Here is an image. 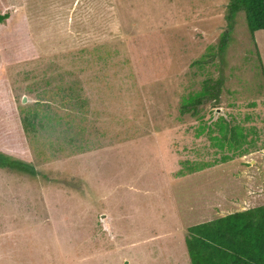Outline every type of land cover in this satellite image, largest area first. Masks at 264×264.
Wrapping results in <instances>:
<instances>
[{
	"label": "rangeland",
	"instance_id": "374dc122",
	"mask_svg": "<svg viewBox=\"0 0 264 264\" xmlns=\"http://www.w3.org/2000/svg\"><path fill=\"white\" fill-rule=\"evenodd\" d=\"M229 5L0 0V152L36 170L0 168V264H190L188 227L264 205V30Z\"/></svg>",
	"mask_w": 264,
	"mask_h": 264
},
{
	"label": "trees",
	"instance_id": "16d2710c",
	"mask_svg": "<svg viewBox=\"0 0 264 264\" xmlns=\"http://www.w3.org/2000/svg\"><path fill=\"white\" fill-rule=\"evenodd\" d=\"M229 6L231 16L244 14L251 36L255 31L264 30V0H230ZM8 18L7 13L0 12V24ZM210 89L211 87L205 83L199 92L189 94L182 102V111L189 108L192 115H195L198 108L205 105L208 96H213ZM37 112H27L23 118L26 130L35 132V124H41L37 120ZM219 125L222 128L218 130L219 138H213L215 141L222 136L224 138L225 131L231 134V138L234 135H241L238 130L239 125ZM229 150L233 149L229 148ZM225 160L227 159L224 157ZM0 168L18 171L32 177L36 174L31 164L15 160L2 152H0ZM178 174L184 175V170ZM59 182L60 180L57 183ZM184 242L190 264H264V205L192 225L186 230Z\"/></svg>",
	"mask_w": 264,
	"mask_h": 264
},
{
	"label": "water",
	"instance_id": "95a60500",
	"mask_svg": "<svg viewBox=\"0 0 264 264\" xmlns=\"http://www.w3.org/2000/svg\"><path fill=\"white\" fill-rule=\"evenodd\" d=\"M23 102H25V100H23Z\"/></svg>",
	"mask_w": 264,
	"mask_h": 264
},
{
	"label": "crops",
	"instance_id": "0c3cea01",
	"mask_svg": "<svg viewBox=\"0 0 264 264\" xmlns=\"http://www.w3.org/2000/svg\"><path fill=\"white\" fill-rule=\"evenodd\" d=\"M186 175V174H185Z\"/></svg>",
	"mask_w": 264,
	"mask_h": 264
}]
</instances>
